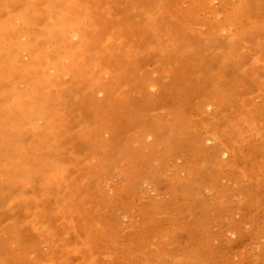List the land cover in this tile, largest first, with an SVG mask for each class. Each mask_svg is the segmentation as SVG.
<instances>
[{
	"label": "rangeland",
	"instance_id": "1",
	"mask_svg": "<svg viewBox=\"0 0 264 264\" xmlns=\"http://www.w3.org/2000/svg\"><path fill=\"white\" fill-rule=\"evenodd\" d=\"M0 264H264V0H0Z\"/></svg>",
	"mask_w": 264,
	"mask_h": 264
}]
</instances>
